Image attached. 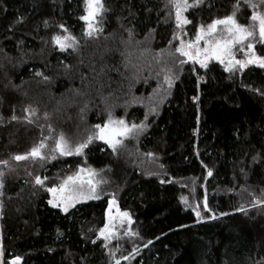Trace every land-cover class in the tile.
I'll return each mask as SVG.
<instances>
[{"label":"trees","instance_id":"16d2710c","mask_svg":"<svg viewBox=\"0 0 264 264\" xmlns=\"http://www.w3.org/2000/svg\"><path fill=\"white\" fill-rule=\"evenodd\" d=\"M104 3L103 31L89 39L79 20L83 0H0V160L8 161L0 164V264L15 256L21 264H264V205H252L264 199V95L253 90L264 93V69L233 74L212 59L201 68L174 47V33L189 41L199 25L230 14L236 0H205L185 12L186 34L167 0ZM240 5L237 21L249 25L251 10ZM61 24L78 51L52 44L53 35H64ZM255 51L264 55V45ZM162 69L178 77L167 92ZM25 107L36 109L32 123L23 119ZM109 111L147 125L118 154L95 140L82 155L11 159L43 137L49 155L61 134L74 146ZM84 166L107 181L101 198L67 212L51 207L46 188ZM36 175L48 178L45 188L34 184ZM205 196L218 218L198 221L181 198L202 210ZM113 197L130 214L132 234L119 227L105 247L97 234Z\"/></svg>","mask_w":264,"mask_h":264},{"label":"snow or ice","instance_id":"6c2138e0","mask_svg":"<svg viewBox=\"0 0 264 264\" xmlns=\"http://www.w3.org/2000/svg\"><path fill=\"white\" fill-rule=\"evenodd\" d=\"M205 3V0H167V5L172 8L175 13L176 28L180 29L181 33H184V26L191 23L185 16V12L190 9L197 8ZM244 4L252 9L249 17L251 24L243 25L238 23L237 15L240 12V0H236L233 4V11L224 16L223 18L212 19L211 23L206 26L201 24L196 28L195 39L185 42L181 39L180 35L174 33V39L179 40L180 43L175 47V52L181 57H186L187 60L198 63L201 68H207V61L215 59L224 65V71L229 73H235L237 71L243 72L249 65H255L261 69H264V55H258L255 51L253 40L255 39L257 32L259 36V43L264 45V11L259 10L264 7V0H244ZM110 11L105 6L104 0H83V14L80 15L79 20L83 22V36L85 38H95L99 33L103 31L102 21L104 14ZM45 27L48 26V21H44ZM63 30L64 35L55 34L52 36V44L58 47L61 51H65L71 48L74 52L78 51L77 39L68 29L63 25H59ZM129 31V38L131 39L133 33ZM203 41V48L200 46V42ZM172 44V41H169ZM239 45L240 50L244 51L246 46L245 57L243 59H236L233 53L234 46ZM187 60H179L181 66L187 62ZM65 67H69L65 65ZM164 71L163 83L167 86L164 89L165 92L170 90L173 86V81L178 79L177 76L171 73L170 69H162ZM195 71V70H194ZM37 76H43L45 80L48 79L42 72H36ZM203 80V77H197V85ZM259 94L264 95L258 89H253ZM194 101L199 99V96L193 97ZM83 111V109H81ZM155 111V108H153ZM25 116L23 117L28 123H32L31 117L36 115V109L30 107L24 108ZM45 113V118H47ZM147 118V116H146ZM11 120L20 119L15 114L10 117ZM96 131L90 132L87 138L83 141L76 143L74 146L61 134L56 138L54 147L51 149L53 155H49L45 150L47 149L46 141L49 137H43L39 143L34 144L31 149L23 154H14L11 159L20 162L26 160H32L33 162H44L49 159H55V153L60 156L70 155H82L84 150L88 148L95 140H101L109 148L112 149L114 154H118L119 149L124 146V140L127 138H135L141 132H143L147 125L141 121L140 124L127 123L124 119H114L111 112L108 113V119L104 121L103 125L96 124L93 126ZM51 130V126H49ZM152 156V153H148ZM259 159L258 156H253L252 161L255 163ZM0 164L7 165L8 161L0 160ZM243 171V169H241ZM213 173L211 169L207 170V176H211ZM31 175V173H29ZM3 176L4 173L0 171V188H3ZM98 173L92 168H78V170L64 178L58 185L47 187L46 191L52 195V199L48 200V204L53 208H59L62 212H67L70 207L79 201L87 200H99L101 198V185L106 183L102 178H97ZM47 177L41 178L40 175L34 177V184L40 188H45V181ZM207 179V177H205ZM162 183L164 181H161ZM3 193L0 192V195ZM182 202L191 207L197 220L203 219H217L218 217L212 212V209L208 205L207 197L203 199V209L201 210L200 204L189 205L188 200L185 197L181 198ZM116 205L115 197L108 200V209L105 211V223L104 226L98 230L97 237L103 238L105 241V247L115 236V228L117 223H123L127 221L128 224L132 223L130 214L127 211H120L117 209L116 213H112L113 206ZM252 205H264V199L254 198ZM2 206V205H0ZM209 213L207 217L202 215ZM237 211L245 212L243 206ZM245 214H247L245 212ZM221 216L226 213H220ZM95 243V241H93ZM151 243V241H149ZM109 255L114 257V252L110 251ZM124 260H128L130 257H121ZM21 257L15 256L8 261V264H21ZM115 264H120V260H115Z\"/></svg>","mask_w":264,"mask_h":264},{"label":"rangeland","instance_id":"374dc122","mask_svg":"<svg viewBox=\"0 0 264 264\" xmlns=\"http://www.w3.org/2000/svg\"><path fill=\"white\" fill-rule=\"evenodd\" d=\"M250 10H251V12H252V9L250 8ZM259 10H261V11H264V7H261ZM174 12V11H173ZM174 16H175V13H174ZM221 18H223V17H221ZM211 23V22H210ZM251 24V23H250ZM249 24V25H250ZM247 26V25H246ZM179 35V34H178ZM181 37V36H180ZM195 39V35H194V37H192V39H189V41L190 40H194ZM185 41V40H184ZM185 42H187V41H185ZM253 42V44H254V47H255V45H256V43L258 42L259 43V36H258V32H257V35H256V37H255V39L252 41ZM180 43V41L178 40V44ZM200 46H201V48H203V41H201L200 42ZM245 52H246V46H245V49H244V51H241L240 50V46L239 45H236V46H234V48H233V53H234V56H235V58L236 59H243L244 57H245ZM212 60H215V59H212ZM215 61H217V60H215ZM217 62H219V61H217ZM219 64L220 65H222L220 62H219ZM223 67H224V65H222ZM114 119H122V118H117V117H114V116H112ZM108 119V118H107ZM106 119V120H107ZM137 124H140V123H137ZM146 124V123H145ZM101 125H103V124H101ZM96 131V130H95ZM144 132V131H143ZM143 132H141L139 135H141ZM138 135V136H139ZM138 136H136L135 138H137ZM80 168H85V169H87V168H92V167H89V166H84V167H80ZM93 169V168H92ZM78 170V169H77ZM76 170V171H77ZM95 170V169H94ZM75 171V172H76ZM96 171V170H95ZM74 172V173H75ZM97 173H98V171H96ZM74 173H72V174H74ZM71 174V175H72ZM69 176V175H68ZM67 176H65V177H63V178H61L60 179V181H59V183L64 179V178H66ZM98 179H99V176L97 177ZM58 183V184H59ZM57 184V185H58ZM49 199H52V195L49 193ZM109 200V199H108ZM108 200H107V203H106V208H105V211L108 209ZM79 202H83V200L82 201H79ZM79 202H77V203H79ZM76 204V203H75ZM74 204V205H75ZM117 209H119L120 211H125V210H121L120 208H119V206H118V204L116 203V205L115 206H113V208H112V213L113 214H115L116 213V211H117ZM104 219H105V212H104ZM132 219V218H131ZM105 223V222H104ZM132 224V223H131ZM131 224H128L127 223V221H124L123 223H117L116 224V228H115V232L119 229V227H123V226H125L126 227V233H128V234H132V231H131ZM104 226V225H103ZM102 226V227H103ZM103 239V238H102Z\"/></svg>","mask_w":264,"mask_h":264}]
</instances>
